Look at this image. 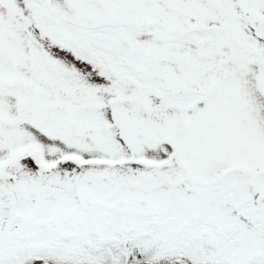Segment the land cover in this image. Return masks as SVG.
Masks as SVG:
<instances>
[{"label": "snow or ice", "instance_id": "obj_1", "mask_svg": "<svg viewBox=\"0 0 264 264\" xmlns=\"http://www.w3.org/2000/svg\"><path fill=\"white\" fill-rule=\"evenodd\" d=\"M0 264H264V0H0Z\"/></svg>", "mask_w": 264, "mask_h": 264}]
</instances>
